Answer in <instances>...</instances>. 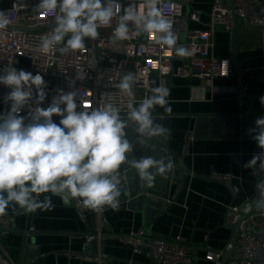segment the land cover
<instances>
[{"label": "clouds", "instance_id": "clouds-1", "mask_svg": "<svg viewBox=\"0 0 264 264\" xmlns=\"http://www.w3.org/2000/svg\"><path fill=\"white\" fill-rule=\"evenodd\" d=\"M159 3L160 0H144L143 4L133 2L124 7L111 43L118 45L130 39L134 29L136 36L155 34L157 43L174 48L178 57L191 56L188 48L177 45L173 22L162 14ZM119 8L117 0H39L34 11L55 20L52 31L40 37L39 51L43 54L84 51L85 38L96 40L100 35L98 29L111 27ZM10 23L9 15L0 11V31L6 30ZM3 72L0 84L11 91L4 97L10 108L0 113V216L9 208L16 215L50 211L54 208L52 197L66 203L75 201L82 210L99 213L107 207L119 211L122 166L134 169L142 186L147 187L153 186L157 174L173 170V162L163 147L170 132L153 117L157 106L171 112L167 99L170 92L162 83L151 87V94L137 102L133 87L138 75H123L116 85L128 97L127 112L121 115V108L111 96L91 110H85L82 103L78 106V90H58L47 108L40 107L47 95L42 75L18 71L10 64ZM30 102L35 106H29ZM260 104L264 106V96L260 97ZM26 106L28 115H20ZM54 115L61 117L59 124L53 121ZM127 128L134 130L141 148L151 147L154 152L156 149L149 142L156 138L163 153L160 158L133 156ZM248 131L264 150V117L257 118L255 127ZM243 167L264 174V151L255 154ZM255 190L259 197L254 201L255 208L264 214V176ZM42 194L48 195L41 198ZM81 215L83 218V212Z\"/></svg>", "mask_w": 264, "mask_h": 264}, {"label": "crops", "instance_id": "crops-1", "mask_svg": "<svg viewBox=\"0 0 264 264\" xmlns=\"http://www.w3.org/2000/svg\"><path fill=\"white\" fill-rule=\"evenodd\" d=\"M214 1H193L191 8H200L202 16L199 23L189 24L191 29L206 27ZM11 4L12 0H0V8H9ZM230 49V33L223 29L217 30L214 33L213 55L230 59ZM235 55L243 73L245 96L239 93L237 77L215 80L217 88L226 90L219 94L211 93L205 79L167 77L163 80L156 74L150 79V88L162 83L170 92L167 99L171 112L166 113L159 106L153 111L154 118H169L170 138L167 146L183 158L186 167L193 174L230 176L228 182L233 192L222 183L190 175L182 184L178 179L179 172L175 173L177 178L159 174L155 176L151 190L154 194H159L157 198L168 200L169 205L153 224L152 230L165 238H183L196 257V264H215L207 260L205 255L208 251L225 250L230 242L232 230L226 227L227 208L236 204L245 205L257 193L255 170L243 167L254 156L256 142L252 137H223V127L212 126L204 119L198 125L200 116L254 114L256 118L264 117V106L260 104V97L264 96L262 31L240 24ZM153 81L156 82L155 85ZM150 94L149 89L147 96ZM138 96L139 99L142 98L143 93L140 92ZM245 99L249 102V112L246 111ZM9 108L10 104L0 100V113ZM53 121L59 124V120ZM195 131L197 135H194ZM189 136L192 138L188 141ZM136 139L134 137L133 141ZM259 151L264 150L259 148ZM236 188L239 189L238 192L234 191ZM129 189H132V194L143 192L139 177H133ZM43 195L48 194H42L41 198ZM52 202L54 208L50 211L38 210L32 214L16 215L9 208L4 216H0L15 218L13 230L0 228V254L9 262H19L25 232L32 227L34 244L38 246L40 256L45 257L43 264H99L78 257L86 250L84 236L91 225V219L97 216L91 232L106 234L96 243L94 250L106 256L103 264H150L151 260L146 254H134L131 245L123 240L130 232L144 228L141 213L143 205L140 200L131 204L121 202L119 211L107 208L103 217L98 212L81 210L83 219L74 205L65 204L59 197H52ZM157 205L150 203L151 208L146 212L147 222L154 216ZM253 215L256 217L257 232L264 233V214L256 209Z\"/></svg>", "mask_w": 264, "mask_h": 264}, {"label": "built area", "instance_id": "built-area-1", "mask_svg": "<svg viewBox=\"0 0 264 264\" xmlns=\"http://www.w3.org/2000/svg\"><path fill=\"white\" fill-rule=\"evenodd\" d=\"M190 1L160 0L158 5L162 14L173 22V31L178 36L177 45H183L192 52L191 56L178 57L174 48L158 44L155 34L136 36L134 29L131 30L130 39L120 41L118 45L111 43L117 18L123 14L124 7L133 2L137 5L143 4L144 0H117L120 8L117 16L113 18L112 26L98 29L100 35L96 40L85 38L84 51L67 54L59 52L43 54L39 51L40 37L50 33L55 26L54 17L34 11L39 0H12L9 8H0V11L7 13L11 20L8 28L0 31V68L4 69L10 64L18 71L22 69L33 75L37 73L42 75L47 93L45 101L40 105L43 108L50 105L58 90L64 92L78 90L76 102L78 106L82 103L85 110L98 107L111 96L113 102L121 108V115H125L128 97L122 94L116 85L126 73H134L139 77L133 87L137 102L147 96L150 79L155 74L163 80L167 77L205 79L212 94L225 92L226 90L217 88L214 82L217 79L230 78L233 66L229 58L214 56L213 48L214 33L217 30L223 29L229 33L231 31L230 11L220 1L215 0L208 14L206 27L194 30L189 24L199 23L202 11L197 7L187 11L186 7ZM234 10L239 16L248 17L250 23L260 27L264 34V0H234ZM182 33H185L184 43L180 42ZM20 59L25 60V63L19 62ZM10 91V88L0 84V100L5 102L4 97ZM140 92L143 96L139 99ZM35 97L34 89L33 98ZM244 103L246 111L249 112L248 100L245 99ZM29 106L35 105L30 102ZM20 115H28V106ZM53 119L60 120L61 117L54 115ZM191 138L189 136L188 141ZM210 175L212 178L227 182L230 180L228 175L215 173ZM73 203L77 209L82 210L75 201ZM240 207L241 205L236 204L227 208L226 223L235 224L239 220ZM256 224V217L253 214L241 221L232 257L224 264H264V233H254ZM0 227L13 230L15 218L0 217ZM32 231V227L27 229L28 233ZM101 234L97 231L85 235V244L100 242ZM144 237L145 232L142 229L130 232L123 240L131 245L134 254L143 253V247H147L145 254L157 264H196V257L190 252L183 238L154 237L150 242H146ZM78 257L99 264H103L105 259L101 253L79 254ZM205 258L215 264H222V251H208Z\"/></svg>", "mask_w": 264, "mask_h": 264}, {"label": "water", "instance_id": "water-1", "mask_svg": "<svg viewBox=\"0 0 264 264\" xmlns=\"http://www.w3.org/2000/svg\"><path fill=\"white\" fill-rule=\"evenodd\" d=\"M194 0H191L190 3L187 5L186 10L189 11L192 7ZM220 1L229 11L231 14V18H232V28L230 31V37H231V49H230V60L233 66V72L231 73V77H237L238 78V89H239V93L241 96H245V93L243 91V73L241 71V68L239 66V62L236 58V41H237V35H238V29H239V25L240 24H244L246 27H251V28H255L257 30L262 31V29L258 26H255L253 24L250 23V20L248 17H243V16H239L235 10H234V0H218ZM180 42L184 43L185 42V33H182L180 35ZM0 74H4L3 69L0 68ZM259 118V117H257ZM255 117L254 114H247V115H220V116H200L198 118V125L200 126L203 122V119L207 121H209V123L212 124V126H218L220 125L221 127H223V132L221 133V135L223 137H235V138H240V137H252L251 134L249 133V129L254 128L255 127V120L257 119ZM126 119V118H125ZM156 119L157 123H163L168 129H169V118H163V120H161V118L157 117L154 118ZM229 127L231 130H229ZM126 134H127V138L129 139V141L131 143H133V153L132 155L135 156L136 158H140L142 155H147V156H155L157 159L160 158V156L163 154L160 151V144L158 143V140L156 138H153L150 142L149 145L155 147V151L153 152L151 150V147H149L148 149H144L141 148V146L139 145V143L137 142V139L133 141V138L136 137V133L134 132V130L132 128H127L125 129ZM197 135V131H195V134ZM166 149V153L168 155V157L172 160L173 162V170L171 171V173H167L164 174V176L168 177V178H172V177H176V172H179V176L178 179H180L182 182V184L185 182L184 180H186V178L190 175V176H195V177H200L203 179H208V180H212V181H216L219 183L224 184L231 192L232 191V187L231 184L223 179H217V178H212L209 176H202V175H197V174H193L191 172V170H189L185 163L183 158L175 151L171 150L168 146L167 143L163 146ZM260 153L259 151V147L257 145V143L255 144V150H254V155ZM131 158V157H130ZM255 170V169H254ZM121 177H122V183L120 186V190H121V196H120V203L121 202H128V204H131L132 202H134L135 200H140L142 202V207H141V213L143 214V222H144V232H145V237L144 240L146 242H150L154 237H162L160 234L154 232L152 230V226L153 224L158 220V218L165 212L166 208L168 207L169 203L168 200H165L163 198H157L156 196H158L159 194H154L155 192H153V190H151V187H145L143 186V192H141L140 194H132V189L130 188L131 185V181L133 180V177H139L138 174L136 173V171L132 168L127 167V165L122 166L121 168ZM256 178H257V182L259 181V179L261 178L260 174H255ZM255 199H259L258 197V193L255 194V196L251 199V201L245 205H242L240 207V212H239V220L236 221L235 224H228L226 223V227L232 230V236L230 239L229 244L227 245V247L225 248V250L222 251V264H224L227 260H229L232 257L233 254V250H234V246L237 242V237L239 235V226L242 220L248 218L250 215H252L254 213V211L256 210L255 205H254V201ZM65 202V201H64ZM150 203L152 204H158L156 206L155 209V214L154 216L151 218V220L149 222L146 221V212L149 210L150 207ZM66 204V202H65ZM67 204H71L74 205L73 201L71 202H67ZM75 206V205H74ZM107 209V207L102 211L99 212V216L103 217L104 215V211ZM78 213L79 216L82 218V211H80L79 209ZM83 219V218H82ZM97 216H94L91 219V225L88 226V232L86 235L88 234H92L93 232H91V228L94 227L95 222H96ZM1 228V227H0ZM32 233V232H31ZM31 233H28L27 231L25 232V241L24 244L21 248V256H20V260L17 264H43L44 258L43 256H40V251L38 246H35V240L32 237ZM254 233L258 234L259 232H257V230H254ZM106 234H101V237H105ZM122 237V236H120ZM96 247V241L91 242L90 244L86 245V250L84 252H82V254L86 255V254H95L96 252L94 251ZM92 250V252H89V250ZM147 250V247H143L142 251L145 254V251ZM39 257V258H37ZM106 259V256H103ZM150 264H157L154 260H152V258H150ZM0 264H12L11 262H9V260L3 255L0 254Z\"/></svg>", "mask_w": 264, "mask_h": 264}, {"label": "rangeland", "instance_id": "rangeland-1", "mask_svg": "<svg viewBox=\"0 0 264 264\" xmlns=\"http://www.w3.org/2000/svg\"><path fill=\"white\" fill-rule=\"evenodd\" d=\"M19 62H21L23 64V63H25V60L20 59Z\"/></svg>", "mask_w": 264, "mask_h": 264}]
</instances>
